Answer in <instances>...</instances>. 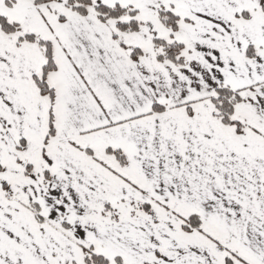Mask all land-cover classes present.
Wrapping results in <instances>:
<instances>
[{
    "label": "snow or ice",
    "instance_id": "6c2138e0",
    "mask_svg": "<svg viewBox=\"0 0 264 264\" xmlns=\"http://www.w3.org/2000/svg\"><path fill=\"white\" fill-rule=\"evenodd\" d=\"M0 264H264V0H0Z\"/></svg>",
    "mask_w": 264,
    "mask_h": 264
}]
</instances>
